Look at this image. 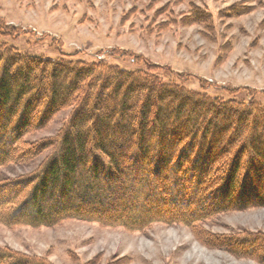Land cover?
Instances as JSON below:
<instances>
[{
	"label": "trees",
	"instance_id": "16d2710c",
	"mask_svg": "<svg viewBox=\"0 0 264 264\" xmlns=\"http://www.w3.org/2000/svg\"><path fill=\"white\" fill-rule=\"evenodd\" d=\"M13 51L0 45V168L53 151L34 171L0 179L5 225L78 220L142 231L264 206V106L252 96L224 102L186 91L150 64L126 71ZM120 58L125 53L95 60ZM65 109L68 124L53 144L24 145ZM227 240L210 245L233 255L264 248L263 241ZM0 264L49 263L0 249Z\"/></svg>",
	"mask_w": 264,
	"mask_h": 264
},
{
	"label": "rangeland",
	"instance_id": "374dc122",
	"mask_svg": "<svg viewBox=\"0 0 264 264\" xmlns=\"http://www.w3.org/2000/svg\"><path fill=\"white\" fill-rule=\"evenodd\" d=\"M192 10L210 20L196 15L191 23ZM2 32L8 35L0 36V45L25 58L126 71L155 65L186 91L224 102L252 96L264 106V0H0ZM119 52L125 58L95 60ZM70 114L57 113L44 129L27 134L24 145L53 144ZM52 151L0 168V179L34 171ZM2 220L0 249L49 264H264L260 245L237 255L210 245L229 238L264 242V206L219 213L190 227L156 223L142 231L78 220L51 227Z\"/></svg>",
	"mask_w": 264,
	"mask_h": 264
}]
</instances>
